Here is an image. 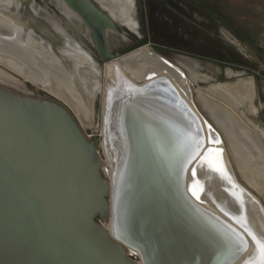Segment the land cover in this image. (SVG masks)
<instances>
[{
  "label": "water",
  "instance_id": "obj_1",
  "mask_svg": "<svg viewBox=\"0 0 264 264\" xmlns=\"http://www.w3.org/2000/svg\"><path fill=\"white\" fill-rule=\"evenodd\" d=\"M62 1L88 32L99 69L142 48L112 53L107 36L119 31L114 19L92 0ZM129 85L102 119L116 141L109 179L102 140L86 136L68 104L0 83V264H254L260 259L252 236L262 244L264 239L245 223L207 208L202 199L198 166L206 157L220 156L225 169L214 123L166 80L148 75L146 83ZM98 98L99 130L101 86L93 105ZM234 189L248 193L241 184Z\"/></svg>",
  "mask_w": 264,
  "mask_h": 264
},
{
  "label": "bare ground",
  "instance_id": "obj_2",
  "mask_svg": "<svg viewBox=\"0 0 264 264\" xmlns=\"http://www.w3.org/2000/svg\"><path fill=\"white\" fill-rule=\"evenodd\" d=\"M20 1L27 4L30 0ZM95 1L114 19L116 24L128 32L137 34L134 0ZM54 2L59 9L65 10L58 1ZM16 6L18 7V4L15 0H0V70L9 74L20 84L4 79L1 72L0 83L19 91H26L24 81L32 84L68 104L77 115L81 126L89 128L94 123L92 103L95 92L98 86H101L100 153L108 169L109 179L116 164V141L111 131L103 126L102 119L104 117L105 121L107 107L112 99H119L127 87H130L129 84H144L148 75H154L158 80L168 81L179 91L182 99L193 103L192 79L183 76L177 67L169 65L147 46L120 60L105 64L102 70V68L99 69L94 58L67 35L66 31L57 25L54 17L48 15L44 9L35 7V15L30 14L29 9L19 10V12L14 10L16 15L14 17L12 15L6 17L1 12V9L16 8ZM66 14L68 20L66 22L73 31L80 37L83 35L90 39L81 21L78 26L76 19L69 12ZM46 21L54 31L49 29ZM119 33L121 31L111 32V37L108 39L111 49L119 40H127L126 36H121ZM3 37L13 38L14 42L16 39L23 40L27 43L29 50L16 53L9 49L10 46L6 45ZM192 67L198 69L196 63H192ZM4 68L20 76L23 82ZM194 75L203 81L208 79L203 74L195 73ZM225 76L234 78V81L204 87L198 91V94L209 109L221 111L222 116L216 117L215 123L225 133L231 149L239 158L231 161L224 151L225 169H222L219 156L211 161L221 171H215L207 163L204 165L201 163L196 175L203 184L202 199L207 208L227 220L245 223L264 239V209L261 206V200L257 201L255 198L264 195V129L254 124L246 114L241 113V117L236 114L237 105L245 106L248 114L252 116L257 114L262 105H255V84L251 78H244L241 73L231 70H226ZM210 137L215 139L213 135ZM225 174L231 175L234 179L229 180ZM237 184L245 187L248 193L234 189V185ZM254 248L257 250L256 245Z\"/></svg>",
  "mask_w": 264,
  "mask_h": 264
},
{
  "label": "rangeland",
  "instance_id": "obj_3",
  "mask_svg": "<svg viewBox=\"0 0 264 264\" xmlns=\"http://www.w3.org/2000/svg\"><path fill=\"white\" fill-rule=\"evenodd\" d=\"M196 3L200 4L202 8L207 9L210 11V14L204 12L203 10L199 9L196 10V19L201 23L197 24L199 28H203L202 25L206 22V25L210 27V29L200 30L198 27L196 28L195 36V48L196 50L202 47V44H206L209 41H218L223 48L227 49L232 55L237 57L238 64L243 66V69H234L231 67L224 66L221 68L219 65L210 62V60H199V59H186L179 54H175L172 52H159L157 48L149 47L150 50L153 48L152 51L163 55L166 59H168L169 63L173 64L175 67H178L180 70H183L185 74H189L187 78L192 79L191 83V97L193 103L195 105V98L193 91L195 90L196 99L199 101L201 105L196 102V108L201 112L204 116L208 117L216 126V128L220 131L223 140V148L225 151L226 156L231 161L238 160V155L231 149L228 140L226 138L225 133L216 125L215 118L222 116L221 111L216 109H209L205 103L202 101L198 91L204 87L216 84V82H225L227 81L224 77V73L226 70H236L244 78H251L255 84V105L259 106L262 105L257 114L252 116L248 114L247 109L243 105H237L236 114L241 117V113L246 114L248 119L254 122V124L259 125L264 129V0H195ZM167 21H172V17H169ZM170 23V22H169ZM173 24V23H172ZM76 43L80 44L82 49L86 51L90 56L94 59V52L92 48V44L90 39L83 36L80 37L78 33H75L79 39L75 38L72 34L71 30L68 28L66 32ZM111 33L108 34L107 38L109 39ZM121 36H126L124 32L119 33ZM127 37V36H126ZM4 42L6 45H9L11 50L22 52L21 50H29L27 43L23 40L14 42L13 38L3 37ZM18 42V43H17ZM202 44H201V43ZM131 45L130 40L126 41H118V43L112 47V49H120L125 48ZM145 47V46H144ZM258 53L262 56L259 57ZM20 54V53H19ZM213 58L221 59L225 62H229L225 56H221L218 52V49L215 48L214 52L210 53ZM97 60V59H96ZM196 63L198 69L195 72L200 74H204L211 78L212 84H205L200 85V88L193 86L195 82H204L203 80L197 79L195 77V73H192L191 64ZM3 68V67H2ZM187 68H191L190 71ZM5 71L8 72L4 68ZM1 74L3 75L4 79H8L13 81L16 84H20L16 79L12 78L6 72L0 70ZM10 73V72H9ZM11 74V73H10ZM13 75V74H12ZM14 76V75H13ZM15 77V76H14ZM18 77V76H17ZM18 79V78H17ZM21 81V80H20ZM232 81V80H228ZM203 86V87H202ZM194 87V89H193ZM27 93L26 91H23ZM100 108L99 98L94 103V123L92 127L84 128V132L86 135L90 136V140H93L95 136L100 138V132L97 129L98 124V110ZM201 110V111H200ZM247 125V124H246ZM248 126V125H247ZM232 130L233 127H230ZM230 156V157H229ZM261 184L262 181H260ZM256 200H261V206L264 209V195L260 196L259 198L255 197Z\"/></svg>",
  "mask_w": 264,
  "mask_h": 264
},
{
  "label": "flooded vegetation",
  "instance_id": "obj_4",
  "mask_svg": "<svg viewBox=\"0 0 264 264\" xmlns=\"http://www.w3.org/2000/svg\"><path fill=\"white\" fill-rule=\"evenodd\" d=\"M15 1L18 4V7L16 6V8L13 7V8L1 9V12H3L6 17L11 15L13 17L16 16L14 10L19 12V10H27V9L31 11V12L29 11L30 14L35 15L36 14L35 7H38L44 9V11L52 18L54 17L53 19L55 20V22H57L58 26L60 25L59 27L62 30L64 29L67 32L69 28L72 34L74 35V37L79 39L78 36L73 31V29L71 28V26L67 24L68 20L66 13L69 12L71 16L74 19H76L77 25L78 24L80 25V19L78 18L77 15H75L65 6L62 0H30L27 4L21 3L20 0H15ZM54 1H58L65 10L59 9ZM92 1L96 5H98L95 0ZM200 6L201 5L196 3L195 0H134V18L137 22V29H136L137 34L128 32L117 24L119 31L125 33V35L127 36V40L131 41V45L125 48L111 49L112 53L117 52L120 54H125L138 47L149 46V47L157 48L159 52H172L175 54H179L186 59L192 58L199 60H210V62L219 65L221 68L227 66L234 69H243L244 67L238 64V60H236L237 57L235 55H232L227 49L223 48L218 41H213V42L209 41L204 45L200 42L202 44V47L196 50L195 48L196 41L194 34L196 32V28L197 27L199 28L197 24L201 23L196 19V10L201 9L204 12L210 14V11ZM169 17H172V21H167ZM46 23L49 29L54 31L51 25H49L47 21ZM200 25H202V27L207 30L210 29V27L206 25V22ZM203 28L201 29L199 28V29L203 30ZM118 39L120 38L118 37ZM215 48H217L220 55L222 57L225 56L229 62H225L221 59L217 60L213 58L210 53H212V51L214 52ZM151 49L153 50V48ZM93 52L95 58L98 60V57L94 50ZM152 52L155 53L157 56L163 58L167 62H169L168 59H166L163 55H160L154 51ZM258 56L262 58L260 53H258ZM191 68H187V70L188 71L191 70L193 73L197 70L192 67V64H191ZM177 70L181 72L183 76H189V74L188 75L185 74L183 70H180L179 68ZM230 70L233 72H238L236 70H232V69ZM195 73L200 75V73L198 72ZM15 77L20 80L19 77L17 76ZM207 77L208 79H205L204 82H195L193 86L195 87L196 85L197 88H200L201 87L200 85L212 84L210 82L211 78L209 76ZM224 77L227 81L228 80L234 81V78H227L225 76V73H224ZM216 83H221V82H216ZM24 87L27 90V94L31 96L39 97V98H48V99L53 98L50 94L33 86L30 83L25 82ZM195 90L193 91L194 94L193 96L195 98L194 100L196 105V102L199 103V101L196 99Z\"/></svg>",
  "mask_w": 264,
  "mask_h": 264
},
{
  "label": "snow or ice",
  "instance_id": "obj_5",
  "mask_svg": "<svg viewBox=\"0 0 264 264\" xmlns=\"http://www.w3.org/2000/svg\"><path fill=\"white\" fill-rule=\"evenodd\" d=\"M211 151V150H209ZM206 162L209 163V166L212 167L215 171H221V169L219 167H217L212 161L208 160L207 157L205 158ZM193 175H195V173H193ZM197 189H198V184H194L193 185V195L198 197L197 194ZM249 235H252L251 233H249ZM253 241L256 243L257 246V251L259 253V257L260 259L256 262H254V264H264V244H262L260 241H258L256 239V237L253 235L252 236Z\"/></svg>",
  "mask_w": 264,
  "mask_h": 264
},
{
  "label": "built area",
  "instance_id": "obj_6",
  "mask_svg": "<svg viewBox=\"0 0 264 264\" xmlns=\"http://www.w3.org/2000/svg\"><path fill=\"white\" fill-rule=\"evenodd\" d=\"M88 138L90 137V136H88V135H86ZM90 139V138H89Z\"/></svg>",
  "mask_w": 264,
  "mask_h": 264
}]
</instances>
